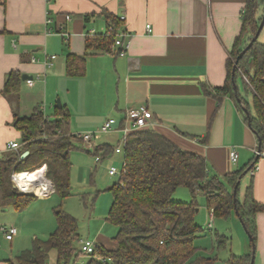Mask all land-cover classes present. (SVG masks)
<instances>
[{
	"label": "crops",
	"instance_id": "1",
	"mask_svg": "<svg viewBox=\"0 0 264 264\" xmlns=\"http://www.w3.org/2000/svg\"><path fill=\"white\" fill-rule=\"evenodd\" d=\"M246 1L0 0V153L8 150L10 140L22 143V133L13 123L15 111L30 115L40 106L52 118L59 97L70 111L74 133L98 131L106 119H116L112 130L85 140L90 144L85 149L93 150L96 161L122 156L124 162L121 127L126 112L146 104L153 112L151 126L204 154L211 172L223 175L249 164L258 138L244 113L229 94L219 101L205 91L225 83ZM104 11L124 16L122 27L129 31L130 43L123 55L115 45L110 50L86 48L88 31L107 29ZM61 25L69 37L59 31ZM51 54L56 57L47 67L45 58ZM69 54L85 56L81 74L67 72ZM11 71L22 74L17 96L3 91ZM23 74L33 76L34 83L29 85ZM10 98L17 99L13 103ZM106 132L107 137H100ZM103 144L112 146L111 151L94 153ZM233 147L239 154L236 162L230 158ZM257 165L254 173L242 178L240 198L252 183L255 198L264 202V153ZM256 223L254 264H264V211L257 212ZM94 241L107 248L117 245L101 235ZM250 250L245 238L233 252ZM0 264H8L7 259Z\"/></svg>",
	"mask_w": 264,
	"mask_h": 264
},
{
	"label": "trees",
	"instance_id": "2",
	"mask_svg": "<svg viewBox=\"0 0 264 264\" xmlns=\"http://www.w3.org/2000/svg\"><path fill=\"white\" fill-rule=\"evenodd\" d=\"M264 13V0H247L242 13V28L236 37L227 61V77L222 86L205 87L217 100L229 94L235 99L258 138L264 153V42L257 39L234 63L256 33ZM109 31L86 34L87 50H110L115 44L124 19L104 11ZM90 15H86L89 19ZM119 47H117V51ZM118 53V52H117ZM84 55L69 54L67 72L82 73ZM21 73L11 71L3 89L7 95L17 96ZM248 78V80L245 78ZM236 82V86L235 83ZM251 100H250V99ZM14 103L17 98H10ZM55 114L46 120L44 111L37 106L30 115L14 112V125L22 133V146L18 150L0 153V208L25 209L38 195L20 191L13 182L14 172L42 168L54 184V192L61 202L54 207L55 229L47 238H34L32 247L21 250L8 264H47L52 249L57 251V264L75 263L79 254V221L62 208V201L72 195L71 151L82 147L84 138L71 131V115L65 104L57 105ZM125 144V154L119 179L108 190L113 201L107 219L118 229L113 237L115 248L96 243L88 264H213L217 256L198 253L195 239L201 227L195 220L199 193L204 194L209 210L215 217H228L236 212L242 217L250 235L251 250L246 254L230 252L227 264H251L257 239L256 214L264 211V202L257 200L252 183L240 198L241 180L258 162L257 153L252 161L223 175L211 172L207 157L199 151L181 146L177 141L152 126L130 132ZM258 147V146H257ZM109 144L98 145L94 153L107 155ZM28 150L23 158L21 154ZM237 187L236 200L234 188ZM24 187L23 185H21ZM179 186H186L192 195L190 201L174 200ZM26 188V187H24ZM98 195V191L95 197ZM94 197V199H95ZM216 246L224 248L230 236L216 232Z\"/></svg>",
	"mask_w": 264,
	"mask_h": 264
},
{
	"label": "rangeland",
	"instance_id": "3",
	"mask_svg": "<svg viewBox=\"0 0 264 264\" xmlns=\"http://www.w3.org/2000/svg\"><path fill=\"white\" fill-rule=\"evenodd\" d=\"M258 39L264 42V26ZM58 98H56V101H58ZM108 135L109 133L106 132L102 133L100 137H107ZM82 145V147L71 151L73 163L71 167L72 195L62 201V208L78 218L79 232L82 238L95 240L96 236L101 235L104 240L108 239L112 245L118 227L107 219L113 200L112 192L108 190V187L119 179L120 172L111 175L108 168L109 164H113L121 171L123 167L122 156H113L111 162L110 159L96 161L95 155L90 153L93 150L87 152L85 149L90 144L84 141ZM28 173L30 175L36 174L32 171H28ZM19 182L28 189H34L32 182L25 179ZM97 191L98 195L95 197ZM172 198L174 200L190 201L192 195L186 186H179ZM196 200L198 211H196L195 220L201 227V231L195 239L198 253L217 256L213 264H227L226 260L230 252L239 249L245 238L249 241L250 235L236 212L228 217H215L212 230H208L206 225L210 222L209 214L211 211L207 207L206 197L204 194L199 193ZM60 202L58 194L52 192L46 197L35 199L21 211H17L12 207L7 210L0 208V224H13L18 228V232L12 240L7 239L0 229V261L14 258L21 250L32 247L35 237L47 238L56 227L54 207ZM216 232L230 236V242L222 249L216 246ZM90 257L89 254L81 253L76 261L78 263L83 261L88 264ZM47 264H57L56 249L50 251Z\"/></svg>",
	"mask_w": 264,
	"mask_h": 264
},
{
	"label": "built area",
	"instance_id": "4",
	"mask_svg": "<svg viewBox=\"0 0 264 264\" xmlns=\"http://www.w3.org/2000/svg\"><path fill=\"white\" fill-rule=\"evenodd\" d=\"M66 17L69 19L70 15L67 14ZM122 18L124 19V16H122ZM148 30L151 31L150 28V24L147 25ZM112 29V24L109 23V26L107 27L106 31H109ZM59 31L62 32L65 36L69 37V33L66 31H63V26L61 25L59 27ZM96 30L95 29H91L90 31L87 32V34H92L95 33ZM129 31L125 28H122L118 31L117 34V38L115 40V46L119 47L117 51L118 54H125L126 53V49L129 46L130 43V39H129ZM56 57V54H51V55H47L45 58V64L47 65V67H51L54 63V59ZM34 59V58H33ZM245 78L248 80V78L245 76ZM27 83L29 85H32L34 83V77H28L27 79ZM45 119L48 120L50 119L49 116H47L44 113ZM116 119L113 117H110L108 119L105 120V122L102 124V126L100 127V129L98 131H110L113 129V124L115 123ZM153 124V112L149 109V107L146 104H139L138 106L135 107H131L127 110L126 112V116L123 120L122 123V132H123V141L126 144L128 142V137L130 132L134 131V130H138L141 129L143 127L146 126H151ZM96 130H91V131H85L83 133H79L81 134V136L84 138V140L89 141L91 140L95 133L98 132ZM22 146V143L15 141V140H10L8 142L7 145V149L8 150H18L20 149ZM255 152L257 153V148H255ZM261 155V152H260ZM238 151L235 147L231 148L230 150V158L233 162H236L238 160ZM100 157L97 156V160ZM258 165L257 163L254 165V167L250 170V173H254L255 170L257 169ZM22 172V171H21ZM27 172V171H24ZM109 172L111 174H116L118 172H120V170H118V167L116 165H112L109 169ZM19 174L20 172H14L12 174V179L14 182V185L20 190V191H35V189L30 188V189H26V188H22L20 182H19ZM34 184H39L41 183V185L43 186L41 188V192L37 193V195H49L50 193H52L54 191V184L52 182V180L50 178L47 177L46 175V170H44L42 176H40L39 178H36L34 180H31ZM42 182H45V184L43 185ZM213 220H214V216L213 213L211 212V216H210V222L207 224V229L208 230H212L213 227ZM0 229L4 232L5 237L9 240L13 239L15 234H17L18 232V228L13 225V224H0ZM95 247H96V242L94 240H91L89 238H81L79 241V250L81 253L83 254H89L91 255L94 251H95ZM69 264H85L83 261H81V263H78L77 261L75 263H69Z\"/></svg>",
	"mask_w": 264,
	"mask_h": 264
},
{
	"label": "water",
	"instance_id": "5",
	"mask_svg": "<svg viewBox=\"0 0 264 264\" xmlns=\"http://www.w3.org/2000/svg\"><path fill=\"white\" fill-rule=\"evenodd\" d=\"M263 26H264V13H263V17H262V19H261V21H260V24H259V26H258V29H257L256 33L252 36V38H251V40L248 42V44H247V45L243 48V50L239 53V55H238V57H237V59H236V61H235V63H234L233 71L236 70L237 65H238V62H239L240 58L243 56V54H244V53L250 48V46L254 43V41H256V40L258 39L259 34L261 33V30H262ZM27 77H29L27 74H23V78H24V79L27 78ZM234 84H235V86H236V82H235ZM240 102L242 103L244 110L246 111V113H247L248 116H249L248 124L251 125L249 109H248V107H247L245 104H243L242 99H240ZM61 104H62L61 100L58 99V105L60 106ZM260 152H261V146H260V143H259V144H258V147H257V157L260 156ZM27 154H28V150L24 151V152L21 154V157L23 158V157H24L25 155H27ZM239 182H240V179L238 180V182H237V184H236V186H235V188H234L235 200L237 199V198H236V194H237V187H238V185H239ZM3 209H4V210H7L8 208L6 207V208H3ZM196 211H198V208H197V207H196ZM239 217H240V220L242 221V223H243V225H244L246 231L248 232L247 227L245 226L242 217H241V216H239ZM248 233H249V232H248ZM254 259H255V252H254V250H253L251 264H254Z\"/></svg>",
	"mask_w": 264,
	"mask_h": 264
},
{
	"label": "bare ground",
	"instance_id": "6",
	"mask_svg": "<svg viewBox=\"0 0 264 264\" xmlns=\"http://www.w3.org/2000/svg\"><path fill=\"white\" fill-rule=\"evenodd\" d=\"M43 172H44V170L42 169V170H40V169H37L36 170V174H32V175H30L29 173H28V171L27 172H20V174H19V177H20V179H19V181H21V180H27V181H29V182H32L31 180H34V179H36V178H39L40 176H42V174H43ZM43 183V185L45 184V182H42ZM31 184H34L33 182L31 183ZM43 186L41 185V183H39V184H34V189H35V191H38L37 193H39V192H41V188H42ZM26 189H28V188H26ZM40 189V190H39Z\"/></svg>",
	"mask_w": 264,
	"mask_h": 264
}]
</instances>
